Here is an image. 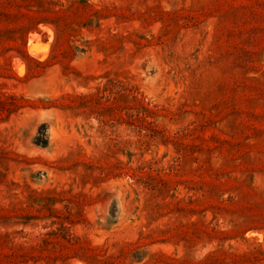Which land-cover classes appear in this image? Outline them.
<instances>
[{
    "label": "rangeland",
    "instance_id": "1",
    "mask_svg": "<svg viewBox=\"0 0 264 264\" xmlns=\"http://www.w3.org/2000/svg\"><path fill=\"white\" fill-rule=\"evenodd\" d=\"M0 264H264V0H0Z\"/></svg>",
    "mask_w": 264,
    "mask_h": 264
},
{
    "label": "clouds",
    "instance_id": "2",
    "mask_svg": "<svg viewBox=\"0 0 264 264\" xmlns=\"http://www.w3.org/2000/svg\"><path fill=\"white\" fill-rule=\"evenodd\" d=\"M194 256L196 259H199V256L197 254L194 253Z\"/></svg>",
    "mask_w": 264,
    "mask_h": 264
}]
</instances>
